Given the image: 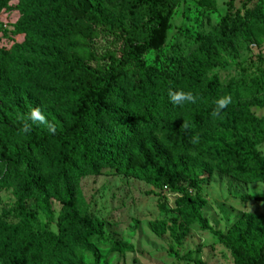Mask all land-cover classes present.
<instances>
[{"label": "rangeland", "instance_id": "374dc122", "mask_svg": "<svg viewBox=\"0 0 264 264\" xmlns=\"http://www.w3.org/2000/svg\"><path fill=\"white\" fill-rule=\"evenodd\" d=\"M130 1L124 0L120 9L112 7L113 0H9L0 6V54L12 58V71L22 76L66 60L80 61L94 73L114 62L117 73L136 77L132 63L121 64L123 45L116 27L119 22L137 36L145 16H127ZM49 4L68 9L73 19L29 28L38 16L49 12ZM98 13L108 23L89 21L96 20ZM65 30L70 33L63 41L47 43L48 38ZM212 64L203 83L215 79L220 90L230 93V106H243L237 113L240 116L264 119V89L252 92L243 84L264 71V0L180 1L169 19L165 44L158 52L145 55V66L162 74L176 75L187 68L206 69ZM56 90L55 86L45 88L48 94ZM33 105L41 108L43 115H61L60 107L34 88L0 86V178L5 177L8 183L0 187V219L12 224L20 219L10 164L14 153L23 149L25 141L18 127ZM46 131L40 125V132ZM207 133L238 148L244 131L241 125L214 118ZM256 151L264 158V141ZM28 161L35 172L46 176L43 158L34 154ZM197 175L205 201L200 214L207 227L195 217L194 204L165 187L110 169H103L98 176L82 177L74 184L76 211L102 221L103 232L81 246L67 245L53 264H236L217 234L228 233L247 215L263 218L264 224V202L244 199L264 196V181L245 184L218 171ZM26 206L35 212L36 221L27 223L35 234L58 235L60 203L50 201L51 218L34 199Z\"/></svg>", "mask_w": 264, "mask_h": 264}, {"label": "trees", "instance_id": "16d2710c", "mask_svg": "<svg viewBox=\"0 0 264 264\" xmlns=\"http://www.w3.org/2000/svg\"><path fill=\"white\" fill-rule=\"evenodd\" d=\"M9 0H0L5 6ZM113 8H122L124 0H113ZM184 0H131L127 16L143 13L145 21L137 36L116 22L123 45L121 64L132 63L136 77L126 78L115 70L92 72L80 61L60 60L47 68L20 75L12 71V58L0 54V86L34 88L49 96L61 109V115L44 116L56 126L55 133L40 132L33 125L22 132L24 117L18 127L24 138L21 151H16L10 172L16 183V210L19 223L0 219V264H53L65 247L81 246L103 232V223L93 216H80L75 206L74 184L85 176H98L103 169L162 186L182 195L195 205V217L206 226L200 210L205 204L200 193L197 172L211 175L218 171L240 179L245 184L264 181V158L256 146L264 141V119L240 116L243 106L235 103L213 117L217 100L230 95L219 89L215 79L203 83L206 69L187 68L179 74H162L145 66V55L158 52L165 44L169 19L178 2ZM234 1V0H230ZM49 12L38 16L29 28L38 24L65 23L73 19L66 8L48 5ZM94 23H108L98 13ZM69 30L46 41L56 44L69 35ZM218 61V56L215 55ZM216 62V61H214ZM90 78L91 82L88 81ZM244 85L250 91L264 89V71ZM55 86L49 94L45 88ZM192 92L195 103L175 105L169 90ZM237 92L234 91L233 94ZM33 105L30 109L36 108ZM241 125L244 131L240 146L233 148L207 133L211 121ZM187 123L186 130L183 124ZM198 136V142L192 137ZM38 155L45 160L46 176L35 172L28 159ZM23 167V168H20ZM182 182H188L187 186ZM8 183L0 178V187ZM193 190V191H192ZM34 199L37 206L51 218L50 201L62 205L58 219V235L50 232L35 234L27 223L36 221L35 212L26 206ZM244 199L264 202V196ZM161 210L164 209L161 207ZM263 218L244 216L226 234H217L219 242L229 249L236 264H264ZM207 227V226H206Z\"/></svg>", "mask_w": 264, "mask_h": 264}, {"label": "clouds", "instance_id": "9594fccd", "mask_svg": "<svg viewBox=\"0 0 264 264\" xmlns=\"http://www.w3.org/2000/svg\"><path fill=\"white\" fill-rule=\"evenodd\" d=\"M168 97L171 103L175 105H182L184 102L195 103L197 97L193 95L192 92L169 90ZM231 103V97L225 96L217 100V107L213 110L212 116L216 117L220 115V111L226 108ZM33 125H43L48 132L55 133L56 126L54 123L50 122L44 115L41 108L36 107L30 110L27 120L22 125V132L29 133L32 130ZM183 127L187 130L189 125L187 123L183 124ZM199 137L193 136L192 142H198Z\"/></svg>", "mask_w": 264, "mask_h": 264}]
</instances>
